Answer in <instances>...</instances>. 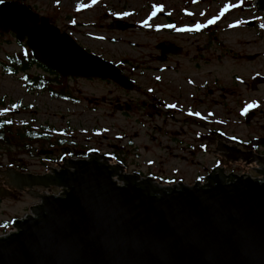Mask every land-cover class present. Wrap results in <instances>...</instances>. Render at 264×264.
<instances>
[{
  "label": "water",
  "instance_id": "water-1",
  "mask_svg": "<svg viewBox=\"0 0 264 264\" xmlns=\"http://www.w3.org/2000/svg\"><path fill=\"white\" fill-rule=\"evenodd\" d=\"M253 7L264 22V0ZM133 27L115 21L109 28ZM0 33L13 34L64 79H110L128 88L116 66L88 54L29 6L0 2ZM120 171L92 156L46 175L0 173L40 201L0 237V264H264V162L259 179L220 172L191 187H164ZM11 196L0 189L1 199Z\"/></svg>",
  "mask_w": 264,
  "mask_h": 264
},
{
  "label": "flooded vegetation",
  "instance_id": "flooded-vegetation-1",
  "mask_svg": "<svg viewBox=\"0 0 264 264\" xmlns=\"http://www.w3.org/2000/svg\"><path fill=\"white\" fill-rule=\"evenodd\" d=\"M168 18L167 14L154 16V19ZM160 30L180 33L171 25L160 26ZM208 30L189 32L206 34ZM162 44L175 47L162 50L159 48ZM160 45L145 65L130 57L115 60L103 51H86L116 66L126 78L128 88L110 79H65L97 82L113 88L109 96L87 101L83 111L72 112L73 115L129 120L130 127L118 121L110 142L88 139L92 143L86 147L75 144L77 136L71 129L65 127L56 135V128L46 125L36 130L41 136L35 140L31 153L24 150L28 156L48 170L96 156L100 162L142 181L181 187L205 184L213 173L257 175L258 167L264 162V101L258 97L264 91V77L257 76L246 83L238 81V85L231 87L220 86L215 78V61L203 54L206 51H201L206 49L187 51L171 40ZM247 57H256L253 60L256 61L260 55L243 57L250 62ZM36 66L43 76L54 78L48 79L50 84L62 79L40 63ZM140 82L145 83V90ZM52 96L73 106L82 104L81 98H75L70 91L65 97ZM232 119L248 129L246 137L225 132ZM136 126L146 128L143 137L134 130ZM9 176L0 179V189L11 190L13 197L28 193L18 191L15 180ZM37 191L45 193L43 189Z\"/></svg>",
  "mask_w": 264,
  "mask_h": 264
},
{
  "label": "rangeland",
  "instance_id": "rangeland-1",
  "mask_svg": "<svg viewBox=\"0 0 264 264\" xmlns=\"http://www.w3.org/2000/svg\"><path fill=\"white\" fill-rule=\"evenodd\" d=\"M3 1L31 7L61 33L69 34L86 51H103L107 57L115 60L130 57L145 65L149 56L158 51V45L164 40H171L187 51L206 49L201 51H206L203 54L215 61V78L220 86L231 87L238 85V81L246 83L254 77H264V23L261 22L262 14L253 7V0H0ZM164 14L169 16L167 20L154 19V16ZM209 20H215V23L209 24ZM115 21L135 26L124 32L111 30L109 27ZM250 21H256L254 27L247 25ZM165 25L174 26L180 33L161 31L160 26ZM197 25L209 30L206 34L189 32L188 29H196ZM28 52L30 50L27 45L19 43L13 34L0 33V61L8 63L11 57L26 55ZM256 54L260 55L256 61L248 62L243 58ZM29 75L43 76V71L35 66ZM140 84L145 90V83ZM51 88L56 92L63 91L64 96L70 91L75 98H81L82 104L73 106L64 100L54 99L50 92L52 90H33L26 84L24 74H8L0 66V102L3 103L0 106V117L13 119L23 131L26 127L37 130L49 125L56 128L55 134L58 135V131L67 127L75 133V144L80 146L90 147L93 141L110 142L113 139L114 127L119 120L72 113L82 112L87 101L93 98L109 96L112 87L97 82L60 79L51 84ZM258 97L264 101V91ZM218 110L221 111L220 106ZM119 122L124 127H130L129 120ZM238 122L232 119L225 132L246 137L248 129ZM134 130H138L141 137L146 132L144 126H136ZM105 137L108 139L105 140ZM88 139L92 142H87ZM0 151V173L16 169L17 172L33 175L47 174L46 167L38 165L18 146H5ZM129 170L131 172L134 169ZM248 174L254 179L262 177L258 171L257 175ZM44 191L57 194L55 189ZM38 204L40 201L28 193L0 199V237L10 233L12 224L29 215V210Z\"/></svg>",
  "mask_w": 264,
  "mask_h": 264
},
{
  "label": "trees",
  "instance_id": "trees-1",
  "mask_svg": "<svg viewBox=\"0 0 264 264\" xmlns=\"http://www.w3.org/2000/svg\"><path fill=\"white\" fill-rule=\"evenodd\" d=\"M36 61L32 58L31 53L26 55L14 56L9 59L8 63L0 61V66L8 74L18 75L24 74L26 84L33 90H52L50 89V82L43 76H30V70L36 66ZM56 97H65L63 91H50ZM0 106L3 103L0 102ZM41 135L32 127H26L24 131L22 128L16 126L13 119L0 117V150L5 146H18L31 153L35 140ZM2 154L0 151V167L2 162Z\"/></svg>",
  "mask_w": 264,
  "mask_h": 264
},
{
  "label": "snow or ice",
  "instance_id": "snow-or-ice-1",
  "mask_svg": "<svg viewBox=\"0 0 264 264\" xmlns=\"http://www.w3.org/2000/svg\"><path fill=\"white\" fill-rule=\"evenodd\" d=\"M208 23L209 24H214L215 23V20H209ZM200 27H201V25H197L196 30H199ZM188 30L190 31L191 29H188Z\"/></svg>",
  "mask_w": 264,
  "mask_h": 264
}]
</instances>
